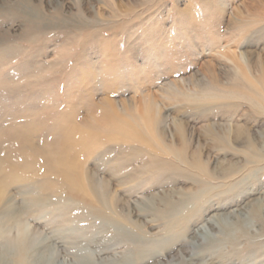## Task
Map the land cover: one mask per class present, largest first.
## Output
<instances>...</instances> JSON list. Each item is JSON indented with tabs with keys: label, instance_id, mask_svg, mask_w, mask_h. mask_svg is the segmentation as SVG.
<instances>
[{
	"label": "rangeland",
	"instance_id": "374dc122",
	"mask_svg": "<svg viewBox=\"0 0 264 264\" xmlns=\"http://www.w3.org/2000/svg\"><path fill=\"white\" fill-rule=\"evenodd\" d=\"M152 118L159 153L114 124L146 130ZM180 125L189 163L236 177L188 169ZM239 132L257 151L233 143ZM71 166L92 197L68 186ZM193 178L208 187L194 228L207 249L188 237L187 255L201 257L190 264H264V236L242 235L258 232L250 215L264 220V0H0V259L15 261L3 264H136L141 249L151 264H182L157 250L181 216L158 214V201L199 195ZM24 234L12 254L5 242Z\"/></svg>",
	"mask_w": 264,
	"mask_h": 264
},
{
	"label": "bare ground",
	"instance_id": "6f19581e",
	"mask_svg": "<svg viewBox=\"0 0 264 264\" xmlns=\"http://www.w3.org/2000/svg\"><path fill=\"white\" fill-rule=\"evenodd\" d=\"M204 108H196L195 110L199 111V110H207L206 109V106H202ZM225 114V112H224ZM120 117V116H119ZM145 127H146V130H143V129H139V126H137V124L134 122L131 123V121H123L122 123L121 122H118L116 123L114 121V124L118 127V131H121V130H124L126 131L125 133V136L123 137V139L125 141H131L133 143H137L139 145H146L149 149H151L154 153H159V148L162 147L160 144H161V140L163 139H160L158 138L157 134L159 133L161 137L165 136L164 132H162V130L160 131L159 130V125H160V121L155 119V118H152V119H145ZM192 120V119H191ZM195 121V120H194ZM162 122V121H161ZM113 124V125H114ZM120 125V126H119ZM187 127H188V123L185 124ZM116 126H114V129L116 128ZM181 126V129L177 130V132L175 133L174 135V147L176 149H173L174 150H181L180 153L178 154V157L180 158L179 160H182L183 163H185L186 165H188V169H197L199 170L204 176L203 177H209V178H212L213 180L216 179V176L218 175V177L222 178V176H225V177H228V176H235V175L232 173L233 171L232 170H226L224 169V171H216V173H210L209 174V171H208V168L207 165H203V163H201V161H195V159H193L191 161V163L188 162V137H187V133L185 131V126L183 125H180ZM247 127V126H246ZM123 128V129H122ZM116 130V131H117ZM128 132V134H127ZM120 135V134H119ZM233 135V134H232ZM214 136V135H213ZM229 137V136H227ZM112 137H110L111 139ZM112 140V139H111ZM227 140V139H226ZM113 141V140H112ZM111 141V142H112ZM221 141V140H220ZM233 143L235 144H240V143H244V144H247L248 147L250 148V150H253L254 152L257 151L258 147H257V144L255 143V141H252L251 138H249L245 133H238L234 139L232 140ZM115 142V140L113 141ZM228 142V141H227ZM225 141V143H227ZM130 143V142H129ZM127 144V143H126ZM176 144H179V145H176ZM233 144V145H234ZM259 144V143H258ZM129 146V144H128ZM165 148V147H164ZM221 148V147H220ZM223 148V147H222ZM166 150V149H164ZM162 153V151H160ZM167 152V151H166ZM221 152V151H220ZM223 152V151H222ZM225 152V151H224ZM177 153V152H176ZM214 153V152H213ZM170 154V153H169ZM221 154V153H220ZM223 154V153H222ZM229 154V153H228ZM258 154V153H255V155ZM165 155V153H164ZM167 155V154H166ZM174 155V154H173ZM219 155V154H218ZM222 156V155H221ZM248 156V155H247ZM226 158V156H224ZM232 157V156H231ZM253 158V157H251ZM74 159V158H73ZM84 160V159H83ZM247 160V159H246ZM216 161V160H215ZM55 162V161H54ZM74 162V161H73ZM161 162V161H160ZM77 163V162H76ZM79 164V163H77ZM159 164V163H158ZM202 164V165H201ZM85 165V164H84ZM75 166L76 169L79 170V168L76 167V164L73 165ZM71 166V167H66L64 170H63V177L66 181V183H68V186H71L72 189L75 191V192H81V194L83 193L86 197V196H90L92 197V194H91V190L92 189H89L87 188V186H85V184H78L79 182H76V179H74V174H76V169ZM79 166V165H78ZM26 167V166H25ZM85 168V167H84ZM220 168V167H219ZM82 169V167H81ZM158 170V169H157ZM234 170V169H233ZM240 170V169H238ZM236 170V171H238ZM83 170H80V172L82 173ZM175 176H179L180 174H175ZM85 177V176H84ZM202 177V176H201ZM230 177V178H231ZM236 177V176H235ZM177 179V178H175ZM179 179V178H178ZM194 179V180H193ZM192 181H195V178H193ZM156 180V179H154ZM226 180V179H225ZM166 181L170 182L169 186H173L172 184L175 183L177 180H173L172 178H168L166 179ZM81 183V182H80ZM148 183V182H147ZM149 184H153L151 182H149ZM148 184V185H149ZM176 184V183H175ZM183 184V183H182ZM195 184L197 185L198 189H201L202 190V193H200L199 195H191V194H186V193H180V192H177V191H167L165 194H162V197L159 198V201L161 203V205H158L163 207V208H167V211L164 213V210L163 212L161 213V209L157 210L159 211V213L157 211H153V209H151L149 206H146L145 208L148 209V213H155V214H160V215H163V217L166 215V213H181V216H180V219L179 220H176L177 218L175 219H172L173 218V215H170L171 217L169 218V221L168 222H171L170 219H172V223H171V226L169 228V224H168V229L169 230H165L168 234H167V238H168V242H164L162 244L159 245L158 247V251L161 253H164L166 255L165 258H167L168 260L169 259H172L174 257H177L178 254H181V258H180V261L182 264H190L192 262H195L197 261L198 259H201L200 256H196V255H193L192 256H188L187 253H188V244H183L187 239L188 237L191 238L192 236V239L196 242V244H199L197 249L198 250H205L207 249L206 245L202 244L201 245V239L202 237L205 236V233L201 230H196L195 231V227H197V225L199 224L201 218H203L204 214L200 213L201 212V202L199 203V200L202 201L206 195L205 192H208V187L207 185H205V183L202 181H199V180H196L195 181ZM145 185V184H144ZM148 185H147V188H148ZM154 185V184H153ZM152 185V186H153ZM146 186V185H145ZM168 186V185H167ZM89 187V185H88ZM146 188V189H147ZM150 189L152 188L151 185L149 187ZM29 189V188H28ZM71 189V188H70ZM141 189V188H140ZM191 190V189H190ZM188 191V190H187ZM72 192V191H71ZM95 192V191H94ZM189 192V191H188ZM233 192V191H232ZM236 192V191H235ZM95 196V195H94ZM228 197V196H227ZM94 199V197H93ZM156 198L155 197H152V200H155ZM174 199H178V202L174 201ZM180 200V201H179ZM189 201V202H188ZM200 204H198L197 203ZM118 202H120L119 200H115L112 199L110 201V209L111 210V213L115 214V218L117 217L118 220H120V222H124L125 220L123 218L120 217V215L118 214ZM260 203V201H259ZM194 204V205H193ZM192 205V206H191ZM198 205V206H197ZM181 206L184 207V211H188V213H186V215H182V210H181ZM107 207V206H106ZM220 208V207H219ZM108 209V208H107ZM209 209V208H208ZM207 209V211H208ZM250 210V209H249ZM101 211V209L99 210V212ZM103 211V210H102ZM106 211V210H105ZM108 211V210H107ZM222 211V210H221ZM228 211V210H227ZM104 212V211H103ZM218 212V211H217ZM264 212V211H263ZM110 213V214H111ZM248 213V212H247ZM106 215V213H105ZM104 215V217H105ZM138 215V214H137ZM97 216V215H96ZM113 216V215H112ZM140 216V215H139ZM142 216V215H141ZM220 215H215V217H219ZM222 216V215H221ZM235 216V215H234ZM98 217H103L102 214L101 216H99L98 214ZM107 217V215H106ZM214 216L212 218H215ZM251 217V219L254 218V220H258L257 223L260 224V227H258V232L257 233H254V232H250L249 230H243L242 229V235H247L249 236L250 238H254L255 236L259 235V236H264V220H259L258 219V216H256L255 214L253 216H249ZM236 218V217H235ZM260 218V216H259ZM1 219V218H0ZM11 219V218H10ZM107 219V218H106ZM112 219V218H111ZM243 219V217H242ZM108 220H110L108 218ZM161 220H164V219H161ZM160 219H158V221L156 222H160L161 221ZM239 220V219H238ZM4 221V219H3ZM130 221V220H129ZM241 221V220H240ZM117 222V221H115ZM114 222V223H115ZM167 222V223H168ZM238 222V221H237ZM241 223V222H240ZM239 223V224H240ZM4 224V223H3ZM2 225V224H1ZM118 225V224H117ZM4 226V225H3ZM8 226V225H7ZM9 226H10V223H9ZM18 226V225H17ZM23 226V225H21ZM6 227V226H5ZM24 227V226H23ZM22 227V228H23ZM215 226H212L210 229L211 231H214ZM25 228V227H24ZM147 228V227H146ZM153 228V226H148V229L151 230ZM1 229V227H0ZM22 232V231H21ZM30 237L29 235L27 234H24L22 238L19 239V241L15 239H11V240H8L5 242V245L6 246H10L13 248V252L15 253H12L14 255H16L18 252L17 250H19L20 254L21 253H25V251H23L25 249V246H27V243L29 241V238ZM206 237V236H205ZM256 238V237H255ZM146 241V240H145ZM147 243V242H146ZM156 243V242H155ZM210 243V242H209ZM7 250V249H6ZM11 253V251H10ZM185 256H188L189 259L188 261L185 260ZM5 257H10L9 260L12 261L13 263L15 262L14 259H13V255H10V256H3L1 259H0V264H3L2 261L5 259ZM23 257V256H22ZM158 257V256H157ZM157 257H153V254L149 251L146 250H140L138 251V256L136 259L137 262L136 264H151V263H154L156 261H159ZM203 258V257H202ZM218 258V257H217ZM25 258H21V260L23 261V263L21 264H25ZM19 260V259H18ZM20 260V262H22ZM5 262V260L3 261Z\"/></svg>",
	"mask_w": 264,
	"mask_h": 264
}]
</instances>
